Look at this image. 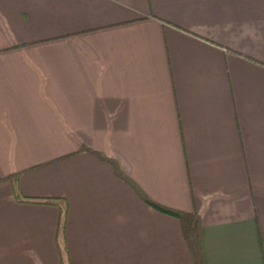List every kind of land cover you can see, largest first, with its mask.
<instances>
[{"label": "crops", "instance_id": "crops-1", "mask_svg": "<svg viewBox=\"0 0 264 264\" xmlns=\"http://www.w3.org/2000/svg\"><path fill=\"white\" fill-rule=\"evenodd\" d=\"M88 149L264 264V0H0V264H195Z\"/></svg>", "mask_w": 264, "mask_h": 264}, {"label": "trees", "instance_id": "trees-1", "mask_svg": "<svg viewBox=\"0 0 264 264\" xmlns=\"http://www.w3.org/2000/svg\"><path fill=\"white\" fill-rule=\"evenodd\" d=\"M88 151L97 155L101 160L109 163L113 167L117 176H119L122 180H124L127 184H129L136 191V193L140 195L148 204H150L155 209L163 213L176 217L180 221L183 236L189 250L193 255L194 263L202 264V259H201L202 228H201L200 217L197 213L181 211L152 201L142 192L139 186L130 177H128L123 173L118 163L114 159L107 157L92 149H88ZM15 177L18 178V174H16ZM17 178H15V180H17ZM43 202L47 204H56L58 203V200L47 198L43 200Z\"/></svg>", "mask_w": 264, "mask_h": 264}]
</instances>
